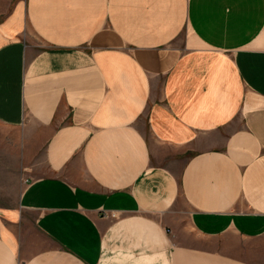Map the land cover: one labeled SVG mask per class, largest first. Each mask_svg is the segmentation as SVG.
Masks as SVG:
<instances>
[{"label":"crops","instance_id":"crops-1","mask_svg":"<svg viewBox=\"0 0 264 264\" xmlns=\"http://www.w3.org/2000/svg\"><path fill=\"white\" fill-rule=\"evenodd\" d=\"M0 124V264H264V0H0Z\"/></svg>","mask_w":264,"mask_h":264},{"label":"rangeland","instance_id":"rangeland-1","mask_svg":"<svg viewBox=\"0 0 264 264\" xmlns=\"http://www.w3.org/2000/svg\"><path fill=\"white\" fill-rule=\"evenodd\" d=\"M20 134L0 124V207L14 205L24 182Z\"/></svg>","mask_w":264,"mask_h":264}]
</instances>
